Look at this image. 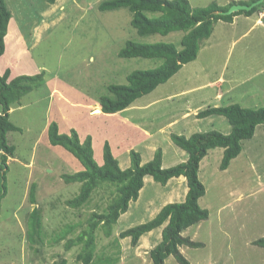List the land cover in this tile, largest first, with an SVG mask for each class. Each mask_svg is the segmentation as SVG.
<instances>
[{
    "label": "rangeland",
    "instance_id": "rangeland-1",
    "mask_svg": "<svg viewBox=\"0 0 264 264\" xmlns=\"http://www.w3.org/2000/svg\"><path fill=\"white\" fill-rule=\"evenodd\" d=\"M105 1L112 0H58L54 5L47 0H6L13 18L6 52L0 57V75L10 69V79L43 74V80L10 112L11 122L21 131L8 134L16 152L9 158L7 194L2 201L0 264H53L63 258L68 264H84L78 260L82 246L67 250L66 243L87 228L94 212L102 213L108 206L112 190L107 185L97 188L83 207L67 205L80 194L82 184H67L62 176L84 171V167L67 149L50 142L51 124L56 123L61 134L76 131L82 143L91 136L99 166L104 165V148L109 143L122 169L131 167V153H140L145 164L158 149L165 153L163 167L167 169L185 162L188 156L174 144L172 134L189 137L197 132H231L223 116L185 119L190 108L193 112L232 104L264 108V26L256 25L258 17H253L244 27H216L214 37L203 43L198 59L175 77L125 111L102 113V99L114 98L110 86L127 85V77L134 71L155 69L164 63L159 58L120 57L129 41L175 44L181 50L184 36L181 31L141 36L132 26L133 14L128 9L101 11L99 6ZM189 2L198 9L212 3L222 7L248 5L252 0ZM219 77L229 85L220 91L224 99L215 104L216 89L205 86ZM232 87L235 91L228 94ZM174 121L173 127H168ZM255 138L262 141V147L256 146L255 140L244 141L243 154L228 170L220 169L222 148L211 150L203 160L199 176L207 192L200 206L210 216L182 234L201 244L180 248L190 264H264V248L254 245L264 238L263 125ZM147 179L140 198L131 202L124 215L127 219H119L112 235L97 230L100 258H108L112 264H151L145 252L162 241L167 223L143 236L137 247L131 238L123 239L120 234L151 221L164 206L182 203L186 196L181 199L177 190L168 192L166 185ZM38 208L44 224L42 241L29 237L30 216ZM145 245L148 247L142 249ZM138 252L142 253L136 255ZM166 264L180 263L171 256Z\"/></svg>",
    "mask_w": 264,
    "mask_h": 264
},
{
    "label": "trees",
    "instance_id": "trees-1",
    "mask_svg": "<svg viewBox=\"0 0 264 264\" xmlns=\"http://www.w3.org/2000/svg\"><path fill=\"white\" fill-rule=\"evenodd\" d=\"M58 0H47L51 5ZM257 0H253L250 4ZM248 4V5H250ZM232 5L222 7L212 3L207 7L193 9L189 0H112L103 2L101 11H114L122 8L133 14L132 26L141 36L161 34L169 35L173 32H184L182 38L183 49L179 50L175 44L156 43L140 44L129 41L120 52L122 58L163 59L164 63L155 69L137 70L127 77V85H112L109 87L114 98L104 97L101 101V111L105 114H116L130 108L138 99L152 93L160 85L171 80L185 65L196 61L203 43L210 39L216 23L224 21L232 23L239 15L252 16L264 10V3L254 7L251 11H239L230 16H223L219 12L227 11ZM158 14L150 18L147 14ZM13 14L6 0H0V57L6 52V36ZM11 70L0 75V217L2 201L7 194L6 179L9 170V158L15 156L16 148L8 142L10 132L21 131L10 120L12 106L32 92L43 80V74L34 76L21 75L13 79ZM213 116L225 117L231 125V132L224 134L219 131L197 132L187 137L172 134L171 139L176 146L188 155L186 162L171 168L163 167V152L158 149L154 158L143 164L140 153H131L132 165L123 170L119 161L112 153L109 143L104 148V165L99 166L94 158L93 139L89 136L84 143L79 135L73 131L71 135L61 134L56 123L50 125L48 134L50 142L55 146H62L71 152L83 165L84 171L74 175H64L65 183H81L80 194L68 200L67 205L79 209L91 198L93 192L101 186H109L112 190L106 210L102 213L94 212L88 226L76 239L66 243V249L82 246L78 260L84 264H112L110 259L97 256L98 229H103L107 236H111L114 226L120 217L127 213L131 202L137 201L145 186V178L152 177L158 183L166 185L174 178L187 179L188 193L182 203H171L164 206L158 215L151 221L128 229L120 237L131 238V243L137 247L143 236L167 225L162 232V241L154 247L149 255L151 264H166V260L175 256L180 264H190L181 253L183 246L198 248L200 243L182 234L188 228L200 224L210 216L209 211L200 206V200L206 195V187L200 179L202 161L211 150L224 149L220 165L222 171L227 170L232 161L238 158L244 149V141L251 140L258 126H264V108H243L239 104L226 107H209L197 114V118L205 119ZM2 180V181H1ZM33 186L32 195L34 196ZM35 200V196L33 198ZM1 225V218H0ZM29 237H36L42 241L44 224L41 210L35 209L29 222ZM71 229V228H70ZM66 232L62 234V238ZM255 246L264 248V238L254 242ZM53 264H68L66 258Z\"/></svg>",
    "mask_w": 264,
    "mask_h": 264
},
{
    "label": "crops",
    "instance_id": "crops-1",
    "mask_svg": "<svg viewBox=\"0 0 264 264\" xmlns=\"http://www.w3.org/2000/svg\"><path fill=\"white\" fill-rule=\"evenodd\" d=\"M253 1V0H252ZM63 8V7H62ZM253 17H258L257 18V20H256V25L258 24V25H260V26H264V10L263 11H261V12H258V13H255L254 15H252V16H247V15H239V16H236L235 18H234V20H233V22L232 23H228V22H224V21H219L218 23H216V25H215V28H214V32H213V34H212V36L210 37V39H212L214 36V34H215V30H216V27H219V28H224L225 29V26L227 27V26H230V27H232V28H234V27H237V26H246L250 21H251V19L253 18ZM227 29H230V28H227ZM8 33H9V31H8ZM235 35V34H234ZM234 35H231V34H229V36H232V37H234ZM245 35V34H244ZM244 35H242L241 37H240V39L244 36ZM223 36H221L219 39H221ZM226 39L228 38V37H226V36H224ZM6 38H7V36H6ZM209 39V40H210ZM239 40V39H238ZM203 49V48H202ZM183 69V68H182ZM182 71V70H181ZM11 76H12V74H11ZM176 76V75H175ZM174 76V77H175ZM15 78V77H14ZM13 79V78H12ZM247 80H250V79H247ZM247 81H245V83H246ZM232 84H235V80H233L232 81ZM225 85H229L228 84V82H227V80H225L223 77H219L218 79H216V80H214V81H210L209 82V84L208 85H206L205 87H208V88H215L216 89V103L215 104H219L218 102H220V100L222 101L223 99H224V97H225V95H223L220 91L225 87ZM228 87V86H227ZM201 88H204V87H201ZM230 87H228V89H229ZM235 88L236 87H232L229 91H228V94H230V93H233L234 91H235ZM216 106H218V105H216ZM187 113L185 114V119H191V118H193V117H196L197 118V114L199 113L197 110L195 111V112H193L192 111V108H190V110H187L186 111ZM197 119H199V118H197ZM175 123V121L174 122H172L170 125H168V127H173V124ZM259 128V126L257 127V129ZM257 129H256V133H257ZM256 133H255V136L252 138V140H255L256 138ZM255 142H256V146L258 145V146H260V147H262V141L261 140H259V139H257V140H255ZM244 150V149H243ZM244 152V151H243ZM243 152H242V154H243ZM223 153H224V150H223ZM241 154V155H242ZM240 155V156H241ZM239 156V157H240ZM238 157V158H239ZM163 158H165V153L163 152ZM238 158H236V159H234L233 161H232V163L235 161V160H237ZM188 160V156L187 157H184V161L186 162ZM203 162V161H202ZM201 165H202V163H201ZM129 168V167H128ZM125 169H127V168H125ZM125 169H123V170H125ZM229 169V168H228ZM227 169V170H228ZM148 177H146L145 178V183L147 182V179ZM263 178V177H262ZM187 179L185 178V177H180V178H174V179H172V180H170L167 184H166V187H167V191L168 192H171V191H174V190H177L178 191V193H180V194H178L179 196H180V198L181 199H183L185 196H187V193H188V191H189V189H188V187H187ZM145 187V186H144ZM144 189V188H143ZM141 194V193H140ZM141 196V195H140ZM140 198V197H139ZM186 199V198H185ZM129 211V210H128ZM128 213V212H127ZM127 213H125V214H127ZM125 214H123L120 218H122V217H124V215ZM124 218H126L127 219V217H124ZM140 241H142V238H141V240ZM148 246L147 245H145V248H142V249H146ZM156 247V246H155ZM152 249H150V251H151ZM142 251V250H141ZM149 251V252H150ZM149 252H145V253H149ZM139 253H142V252H138L136 255H138Z\"/></svg>",
    "mask_w": 264,
    "mask_h": 264
},
{
    "label": "water",
    "instance_id": "water-1",
    "mask_svg": "<svg viewBox=\"0 0 264 264\" xmlns=\"http://www.w3.org/2000/svg\"><path fill=\"white\" fill-rule=\"evenodd\" d=\"M263 3H264V0H257L250 5L235 4V5H232L227 11L219 12L218 14H221L223 16H230L239 11H251L254 7H257ZM95 112H100V110L98 109Z\"/></svg>",
    "mask_w": 264,
    "mask_h": 264
},
{
    "label": "bare ground",
    "instance_id": "bare-ground-1",
    "mask_svg": "<svg viewBox=\"0 0 264 264\" xmlns=\"http://www.w3.org/2000/svg\"><path fill=\"white\" fill-rule=\"evenodd\" d=\"M96 110H98V109H96ZM100 110V109H99ZM97 113H101V112H97Z\"/></svg>",
    "mask_w": 264,
    "mask_h": 264
}]
</instances>
